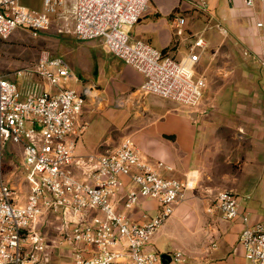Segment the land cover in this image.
Returning <instances> with one entry per match:
<instances>
[{
	"label": "built area",
	"instance_id": "built-area-1",
	"mask_svg": "<svg viewBox=\"0 0 264 264\" xmlns=\"http://www.w3.org/2000/svg\"><path fill=\"white\" fill-rule=\"evenodd\" d=\"M197 1L198 8L207 10L208 0ZM149 2L43 0L42 11H34L19 0H0V40H8L18 29H28L37 36L54 18L71 19L72 32L79 40L102 39L109 52L144 76L141 94L198 106L206 80L195 68L208 43L196 35L181 59L144 40L130 43V29ZM255 2L245 0L247 6ZM172 22L180 33L186 18L174 15ZM27 72L58 89L47 91L33 83L20 89L0 72V264H49L58 238L71 245L67 250L69 264H163L162 253L145 247L187 199L197 174L181 180L163 176L159 169L171 170V166L144 160L131 137L100 156L77 157L78 139L88 127L80 122L87 90L59 87L71 76V70L64 59L48 51L41 52L32 69H19L14 74L21 77ZM9 143L22 146L23 165L5 160ZM17 178L28 186L23 206L14 185ZM146 200L157 202V213L143 208ZM206 212L226 221L241 219L244 226L239 244L245 264H264V220L251 222L234 191L216 192ZM52 216L58 221L56 236L43 229ZM171 258L177 263L186 260L181 251Z\"/></svg>",
	"mask_w": 264,
	"mask_h": 264
},
{
	"label": "crops",
	"instance_id": "crops-1",
	"mask_svg": "<svg viewBox=\"0 0 264 264\" xmlns=\"http://www.w3.org/2000/svg\"><path fill=\"white\" fill-rule=\"evenodd\" d=\"M19 2L30 10L43 9V0ZM174 15L186 18L180 33L173 25ZM55 21L67 20L54 18ZM259 23L262 25L259 26ZM130 34L133 41L144 40L177 59L186 56L193 37L200 34L208 43L202 60L209 67L217 66L219 71H224L223 75L234 73L233 81L230 79V83H224L223 88L208 98L206 92L209 83L205 73H202L206 80L202 99L198 106L191 107L188 116L182 117L180 128L162 133L164 138L170 140L169 143L166 141L168 146L162 145L165 141L161 139L163 137L153 134L154 131L145 128L146 125L140 123L133 131L137 134L133 140L142 157L145 153L153 157L150 163L162 161L171 166V170L159 169L163 176L181 180L190 173L197 174L194 187L188 190L187 199L176 207L174 214L192 213L197 206L206 213V203L211 196L219 190L229 189L239 197L242 210L249 212L251 222L263 221L264 2L256 0L253 6H247L245 0H208V8L203 11L198 8L197 0H150L139 22L130 29ZM106 50V46L101 51L92 50V62L98 60V55L102 56L108 63L103 67L109 72L108 76L115 78L127 90L134 89L133 94L136 90L139 94L144 76ZM230 56L235 60L233 66L226 61ZM70 70L69 77H72ZM11 74L5 73L7 76ZM84 88L85 85L81 84L76 90L83 92ZM231 88L232 92H228ZM140 95H143L142 113L136 116L138 119L160 113L158 108L167 109V99L157 96L156 103L149 106L147 97L152 94ZM132 97L126 100L124 95L114 97L108 93L99 96L98 102L108 105L122 100L124 104L135 105L138 98ZM230 100L234 102L232 107L228 105ZM91 102L95 106L93 100ZM104 110L105 113L93 116L83 112L80 122L87 123L88 127L78 139L77 157L100 156L122 143L117 144L112 131L107 128V123L113 122L115 108ZM124 111L122 114L125 117ZM143 208L155 214L158 204L155 200H146ZM206 215L208 221L203 230L207 241L200 253L194 256L197 263L245 264L244 249L239 244L244 226L241 219L226 221L218 215ZM158 248L160 253L167 251L173 254L163 242ZM166 264H172V260Z\"/></svg>",
	"mask_w": 264,
	"mask_h": 264
},
{
	"label": "rangeland",
	"instance_id": "rangeland-1",
	"mask_svg": "<svg viewBox=\"0 0 264 264\" xmlns=\"http://www.w3.org/2000/svg\"><path fill=\"white\" fill-rule=\"evenodd\" d=\"M133 42V40H130V43ZM104 47L102 39H95L92 42L79 40L72 32L71 19L62 22L55 21L49 28L40 31L37 36H34L28 29H18L8 40H0V72L3 74L12 73L7 78L15 82L20 89H24L28 84L33 83L43 86L47 91H56L58 86H54L48 80L42 79L35 73L32 74L27 72L23 76L18 77L14 72L19 69H32L37 63L42 51H48L53 56L64 59L72 69L73 76L66 78L59 87L77 89L79 85L84 84V89L87 90L88 98L84 106V113H87L89 116L96 115V113L103 114L102 112L105 111V108L107 110L115 108L116 112H114L113 122L111 121L112 123L110 124L107 123V128L109 131H112V134L117 140V144L123 142L128 137L134 138L137 134L133 131L139 127L140 123L146 125L145 128L153 130V134L161 137H163L162 133L179 127L182 122V117L190 114L191 107L171 100H165L167 109L163 107L158 108L160 112L158 114H150L146 118L143 117V119H138L136 117L142 113L143 95H140V93L138 94V90L133 94L135 91L134 89L127 90L121 86L115 78L108 76L109 72H106L105 68H103L107 62L104 61L102 56L98 55L96 57L98 60H94L93 62L91 60L92 50L101 51ZM100 51L98 53H101ZM106 52L110 53L108 50H106ZM187 54L188 51H186V55ZM226 61L232 63L233 66L235 60L230 56L226 58ZM195 69L197 75L205 73L207 77L209 83L206 92L207 98L209 96H214L215 92L223 88L224 83H230L235 79L234 73L223 75L224 71H219L217 66L209 67L204 60H202ZM98 75H101V77L99 78ZM232 90L233 88L227 91L232 92ZM108 93L114 97L124 95L126 100H131V97L134 95L135 98H138V102H134L135 105L131 103L124 104L122 100L117 103L112 102L108 105L99 103V96ZM134 96L132 98H134ZM158 98L159 97L156 95H148V105L150 106L156 103ZM91 100H93L95 106H93ZM233 104L234 102L230 100L228 105L232 107ZM123 110L126 112L125 117L122 114ZM163 111L165 113H163ZM161 139L165 140L163 142L161 141L162 145L168 146L166 141L169 143L170 140L164 137ZM143 157L148 162L153 160L152 156L145 153ZM5 160H14L19 166L23 165L24 154L22 146L20 144L9 143L5 153ZM14 185L20 193L17 194V197L22 201L20 205L23 206L26 203L28 186L22 178H17L14 181ZM211 193L213 194L214 192ZM210 201L211 200H208V203H206L207 206ZM123 212L127 213L128 210L124 209ZM203 212L200 206H197L192 213L177 212L172 214L167 222L153 235L151 242L146 245L145 249L149 252L158 253L160 242H163L172 253L181 251L185 255V262L177 263L172 261V264H198L194 256L200 253L202 246H204L207 241L203 227L206 225L208 217L206 215L207 212H204L205 214ZM57 223L58 221L52 216L46 220L43 229L49 232L51 236H56L54 228ZM70 248L71 245L69 243L58 238L54 248V258L49 264H69L70 258L67 250ZM60 249L64 251L61 254L58 252ZM161 253H167V251Z\"/></svg>",
	"mask_w": 264,
	"mask_h": 264
},
{
	"label": "water",
	"instance_id": "water-1",
	"mask_svg": "<svg viewBox=\"0 0 264 264\" xmlns=\"http://www.w3.org/2000/svg\"><path fill=\"white\" fill-rule=\"evenodd\" d=\"M193 116H195V115H193ZM169 260H172L171 255L168 254V253H163L162 254V261H163V263L166 264L167 261H169Z\"/></svg>",
	"mask_w": 264,
	"mask_h": 264
}]
</instances>
